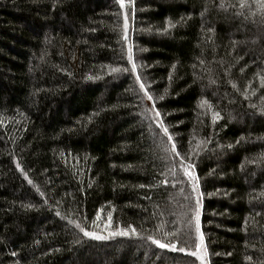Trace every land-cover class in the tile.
I'll return each mask as SVG.
<instances>
[{"label": "trees", "instance_id": "trees-1", "mask_svg": "<svg viewBox=\"0 0 264 264\" xmlns=\"http://www.w3.org/2000/svg\"><path fill=\"white\" fill-rule=\"evenodd\" d=\"M220 2L125 0V41L115 0H0V264H199L68 223L92 230L98 210L101 220L112 211L114 224L185 246L195 200L185 154L208 264L264 262V19L254 5L255 16ZM128 46L150 94L167 89L163 100H147L131 71L110 74L131 69ZM201 98L220 113L215 124ZM153 104L180 158L165 151Z\"/></svg>", "mask_w": 264, "mask_h": 264}, {"label": "snow or ice", "instance_id": "snow-or-ice-1", "mask_svg": "<svg viewBox=\"0 0 264 264\" xmlns=\"http://www.w3.org/2000/svg\"><path fill=\"white\" fill-rule=\"evenodd\" d=\"M115 3L119 5L120 12L114 13V15H123V33H124V39L127 41V31H128V15L126 13H123V9L125 8V0H115ZM128 3L131 4V0H128ZM253 5L255 6V9L258 10L260 13L262 19H264V0H237V7L239 9H248L249 14L255 16L256 11H253ZM218 7L224 8V0H221ZM237 16L244 15L243 11L237 12ZM247 19V17H245ZM183 19V18H182ZM168 26L172 27L174 25L171 24V22H168ZM165 31L167 29H164ZM208 31H212L211 28L208 29ZM127 60L128 64L131 65V69L128 68H121V67H110V74L111 73H120V72H128L131 71L132 74L135 75V81L139 85V89L141 92H143L144 97L149 101H154L156 99L163 100L164 94L167 93V89L164 90V94H161L159 97H155L150 94L149 92V85L142 82V77L137 74V64L133 57V50L131 46H128L127 48ZM175 67V65H173ZM244 69L241 68V72H243ZM260 79V85L261 87H264V75H261L260 73H256ZM89 79H92L93 77H88ZM98 78V77H97ZM169 79H171V76H169ZM233 88H236V85H232ZM253 94H255L253 92ZM245 99H248V96L245 95ZM262 100H264V96L261 97ZM198 107L200 108H207L208 111L211 113V119L212 123L215 124L217 120H219L220 113L213 110L212 105L210 102L204 98H201ZM260 114L264 115V108L258 109ZM152 116L151 119L153 123H155L156 127H158L163 135L167 137V140L169 144L171 145L170 149L165 148V151H170L171 155L180 158L181 152L177 150V145L173 143V137L169 133L168 127L165 125L164 120L161 118V113L156 109L155 104L152 105L151 108ZM243 139V137H241ZM239 142V141H237ZM231 147V145H229ZM198 154V153H197ZM260 159H264V153L260 154ZM185 160H188L187 163H185ZM254 163L255 161H250ZM19 168V165H17ZM180 167L182 169L183 175L187 177V182L191 186V196L195 198L194 204L190 206L191 215L187 221V228L188 231L184 233L185 237L187 238L185 240V246L178 247V241H164L161 239H158L152 235L143 236L141 235L135 227L132 226V224H128L124 227L119 226L118 224H114L113 221V215L112 211H109L107 213L106 220H101V211L98 210L96 213V219L92 220V230H88L86 225H82L81 223H76L73 220L69 219L68 223L74 225L76 229L80 233L83 234L84 237L90 238L92 240L102 241V240H109L113 239L115 237H126V238H139V239H146L151 242L152 245H155L159 249H167L172 252H180L185 253L188 256L194 257L196 261H199V264H208V249L205 246V240H204V233L201 231V224H200V214H201V205H202V193L200 192V182L199 178L196 175L195 172V165L193 162H191L190 158L185 154V158L180 160ZM173 176H175V170L170 169ZM25 179L28 180L29 184H32V181L28 179L27 175L25 174ZM179 182V180H177ZM162 183L167 184L168 180L165 178ZM140 187H144V185H140ZM39 191V189H37ZM43 196L44 194L41 193ZM264 195V193H262ZM185 199H189L188 196H185ZM27 207H31V205H28ZM57 216H60V212H56ZM63 218V217H62ZM100 221L103 224L102 231L100 229V224L98 223ZM159 230V229H157ZM194 232V242L191 246L187 244V240L193 239ZM179 230L172 231V232H165L166 236H172L175 240V238L178 236ZM38 243V241H37ZM13 256L16 255L15 252L12 253ZM230 255V253H229ZM246 259L251 260V257H246ZM261 264H264V262H261Z\"/></svg>", "mask_w": 264, "mask_h": 264}, {"label": "bare ground", "instance_id": "bare-ground-1", "mask_svg": "<svg viewBox=\"0 0 264 264\" xmlns=\"http://www.w3.org/2000/svg\"><path fill=\"white\" fill-rule=\"evenodd\" d=\"M22 176H23V179H24L25 183H28V180L25 179V173H23Z\"/></svg>", "mask_w": 264, "mask_h": 264}]
</instances>
